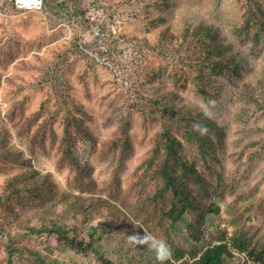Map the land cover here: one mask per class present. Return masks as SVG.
<instances>
[{"label":"rangeland","instance_id":"374dc122","mask_svg":"<svg viewBox=\"0 0 264 264\" xmlns=\"http://www.w3.org/2000/svg\"><path fill=\"white\" fill-rule=\"evenodd\" d=\"M109 4L123 16L122 36L133 42L118 77L66 50L64 27L43 12L0 9V264H36V252L66 264H148L157 248L188 250L237 235L264 253V0ZM197 23L214 26L245 55L250 71L243 79L255 85L258 102L242 97V80L225 75L219 94L215 82L200 86L211 71L200 62L201 45L185 33ZM170 98L214 119L223 137L193 123L206 137L203 150L169 120ZM164 130L206 182L195 184L175 167L196 199L195 209L184 210L188 225L168 216L172 195L157 170ZM67 144L75 162L64 152ZM45 184L53 188L51 199L35 201L39 206L24 200ZM39 217L61 218L78 239L87 241L93 227L100 237L79 251L29 231ZM244 262L234 252L223 264Z\"/></svg>","mask_w":264,"mask_h":264},{"label":"trees","instance_id":"16d2710c","mask_svg":"<svg viewBox=\"0 0 264 264\" xmlns=\"http://www.w3.org/2000/svg\"><path fill=\"white\" fill-rule=\"evenodd\" d=\"M79 3H81V0H68L66 3L63 2L61 4L57 3L55 0H47L42 12L47 15L49 23L52 24L53 22L56 25L61 23L64 19L67 20L73 17H80L83 12L79 7ZM5 6L21 12V10H16L13 5L8 2L2 1L0 3V9ZM259 20L260 22L262 21L261 19ZM81 24L83 25L84 22ZM187 25L188 26L185 27V33L188 34L192 40H195L194 42L197 41L202 47L201 64L204 67H209L211 71V74H209L207 79L204 80L203 84L200 86L202 88L205 85L212 86V83L215 82L214 84L218 85L215 87L217 89L215 92L219 94L222 90V84L218 81V78L219 76L225 75L228 79L233 81L242 80V97L248 101L254 100L258 102L254 93L255 85H252V82L249 80L243 79V74L250 71L249 61L245 55L238 50H234L230 44L226 43L214 26L197 23L192 26V28H189V24ZM65 49L87 58V56L78 50L77 46L74 44ZM90 63L95 65L93 62ZM260 86L262 88V85ZM167 115L170 116V121L175 119L178 121V124L188 129L190 134H192L199 143V146L204 147L203 150L209 148L206 144V137L202 136L198 130L195 129L193 123H200L202 126L208 128L216 135L217 140L223 137V129L214 119L206 116L201 110L185 104L176 103L171 98L169 100ZM68 126L69 125L65 126V134H68ZM84 133L87 132L84 131ZM161 138L163 142V156L158 162L157 170L158 175L164 182V186L170 189L172 195L168 216L171 218L172 222L178 220L188 225V222H186L183 217L184 210L186 208L195 209L196 199L189 194L185 182L180 180L179 176L175 173V167H179L181 174L191 179L195 184L199 185L206 182L194 169L192 164L180 158L179 148L181 147V143L175 136L168 130H164L161 134ZM128 140L129 139L126 137L122 142L123 148L130 147ZM64 152L70 157V161L75 162L77 156L74 153V149H72L69 144L66 145ZM33 173H36V171H33ZM48 185L49 184H45L44 189L33 190L29 194L27 193V197H24V200H34V202H40L41 200L45 202L44 200L51 199L53 188ZM11 193L12 192H10V194ZM13 194L19 196L20 191L16 189V192ZM62 200V198L57 197L54 202L60 203ZM36 202L35 206H39ZM47 209H35L34 213L42 216L47 212ZM209 210L214 211L212 205H209ZM66 212H68V208ZM39 220H42V217H39ZM69 228L70 226L65 224L61 218L48 217V219H44L36 225L32 223L29 231L37 234H46L47 236L54 235L56 242L65 243L68 246L75 247L79 251L87 247H94L93 244L95 239L100 237L98 229L95 227L90 228V232L87 234V241L78 239L76 235L69 236ZM234 252L243 253L245 255L246 262L242 264H264V253L256 252L249 248L246 239L239 235L232 237L228 242L221 240L206 245L196 243L190 246L188 250L183 249L181 246H173L165 250L157 248L153 255L154 262L148 261V264H223L226 258L233 256ZM33 261L36 264H66L64 259H58V256L51 255L50 252H45L43 254L36 252L33 256ZM113 263L117 264L116 262Z\"/></svg>","mask_w":264,"mask_h":264},{"label":"built area","instance_id":"2783aa9c","mask_svg":"<svg viewBox=\"0 0 264 264\" xmlns=\"http://www.w3.org/2000/svg\"><path fill=\"white\" fill-rule=\"evenodd\" d=\"M2 1L16 10L42 13L47 0H0V3ZM55 1L61 4L68 0ZM109 5V0H81L82 15L64 19L60 25L64 27L62 38L66 39V48L76 45L91 62L105 67L112 77H118V67L131 54L133 42L122 36L123 16Z\"/></svg>","mask_w":264,"mask_h":264},{"label":"clouds","instance_id":"9594fccd","mask_svg":"<svg viewBox=\"0 0 264 264\" xmlns=\"http://www.w3.org/2000/svg\"><path fill=\"white\" fill-rule=\"evenodd\" d=\"M135 239H136L135 237H129V241H130V242H134Z\"/></svg>","mask_w":264,"mask_h":264}]
</instances>
